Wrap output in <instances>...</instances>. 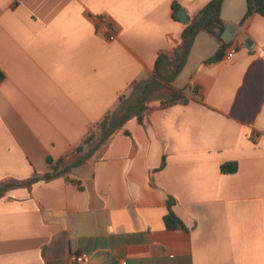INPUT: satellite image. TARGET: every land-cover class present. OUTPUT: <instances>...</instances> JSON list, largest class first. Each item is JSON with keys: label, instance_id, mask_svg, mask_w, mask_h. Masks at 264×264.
Listing matches in <instances>:
<instances>
[{"label": "crops", "instance_id": "obj_1", "mask_svg": "<svg viewBox=\"0 0 264 264\" xmlns=\"http://www.w3.org/2000/svg\"><path fill=\"white\" fill-rule=\"evenodd\" d=\"M209 1L0 0V180L76 161L180 44L174 5L189 22ZM246 11L224 0L228 41L197 35L172 83L185 102L156 91L91 159L0 198V264H264V17ZM170 197L183 228L165 224Z\"/></svg>", "mask_w": 264, "mask_h": 264}, {"label": "trees", "instance_id": "obj_2", "mask_svg": "<svg viewBox=\"0 0 264 264\" xmlns=\"http://www.w3.org/2000/svg\"><path fill=\"white\" fill-rule=\"evenodd\" d=\"M247 11L241 20L244 23L245 20L252 14L257 13L264 17V0H246ZM224 0H211L209 1L197 14L195 18L185 24L182 32L181 42L174 49L172 54H160L157 58L154 77L155 81H150L143 94L134 102L129 104L123 109L122 112L117 115L108 114L102 121L96 124L90 134L82 141V143L76 147V151L80 153V157L69 164L65 163V159H60L55 162L50 172L45 174H34L32 177L24 180L17 179H3L0 180V198L3 197L9 190L15 188H30L33 184L39 181H50L60 176H65L73 167L80 165L101 149L108 140L116 133L124 123L131 117H138L141 121L143 114L148 109L147 103L156 91L162 88L169 90L168 95L160 102L162 107L169 106L179 101L185 102L187 99L183 94V90L175 89L172 83L178 77V75L184 69L187 59L192 50L194 41L197 35L206 31L213 35L216 39L223 42L222 34L226 30V27L221 18V10ZM179 7L174 5V16L177 18ZM223 55V49L218 50L212 57L206 60L207 63H212L219 60ZM166 64L163 72L162 66ZM4 80V74L0 70V83ZM48 162L51 164L52 160L48 158ZM237 167L235 163H225L221 166V170L224 173H230L236 171ZM174 205V199L170 197L167 201L168 213L166 214L164 221L169 229L183 228L184 224L176 216L172 207Z\"/></svg>", "mask_w": 264, "mask_h": 264}, {"label": "built area", "instance_id": "obj_3", "mask_svg": "<svg viewBox=\"0 0 264 264\" xmlns=\"http://www.w3.org/2000/svg\"><path fill=\"white\" fill-rule=\"evenodd\" d=\"M98 24L100 28H103L106 31L108 39L114 38L115 26H114V22L112 21L110 17H108L107 15L99 16ZM234 53H235V50L231 49L230 52L227 54V58L228 59L232 58ZM71 260L72 262L81 263V262L86 261V257L83 255L73 254L71 256Z\"/></svg>", "mask_w": 264, "mask_h": 264}, {"label": "water", "instance_id": "obj_4", "mask_svg": "<svg viewBox=\"0 0 264 264\" xmlns=\"http://www.w3.org/2000/svg\"><path fill=\"white\" fill-rule=\"evenodd\" d=\"M177 17L178 19L183 22V23H187L188 21V17H187V14L186 12L184 11V9H180L177 13ZM231 32H232V27H227V29L224 31V33L222 34V38L225 40V41H228L227 38L228 36L231 35Z\"/></svg>", "mask_w": 264, "mask_h": 264}, {"label": "rangeland", "instance_id": "obj_5", "mask_svg": "<svg viewBox=\"0 0 264 264\" xmlns=\"http://www.w3.org/2000/svg\"><path fill=\"white\" fill-rule=\"evenodd\" d=\"M166 93H167V92H164V91L161 92V93H159V94L157 93V95H155L153 99H155V98H157V97H163L164 94H166ZM130 103H134V101H132V102L130 101ZM127 104H128V103H127Z\"/></svg>", "mask_w": 264, "mask_h": 264}]
</instances>
